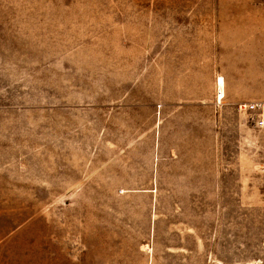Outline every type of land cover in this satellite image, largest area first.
Here are the masks:
<instances>
[{"label": "rangeland", "instance_id": "374dc122", "mask_svg": "<svg viewBox=\"0 0 264 264\" xmlns=\"http://www.w3.org/2000/svg\"><path fill=\"white\" fill-rule=\"evenodd\" d=\"M253 100L264 0H0V264H264Z\"/></svg>", "mask_w": 264, "mask_h": 264}, {"label": "built area", "instance_id": "2783aa9c", "mask_svg": "<svg viewBox=\"0 0 264 264\" xmlns=\"http://www.w3.org/2000/svg\"><path fill=\"white\" fill-rule=\"evenodd\" d=\"M239 110L246 115L247 123L256 132L261 153L259 164L260 174L262 176L263 190L262 202L264 203V100H253L240 103Z\"/></svg>", "mask_w": 264, "mask_h": 264}, {"label": "bare ground", "instance_id": "6f19581e", "mask_svg": "<svg viewBox=\"0 0 264 264\" xmlns=\"http://www.w3.org/2000/svg\"><path fill=\"white\" fill-rule=\"evenodd\" d=\"M218 92L222 95L223 94V86H224V82L223 79L220 77V79L218 80Z\"/></svg>", "mask_w": 264, "mask_h": 264}]
</instances>
